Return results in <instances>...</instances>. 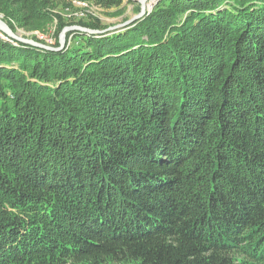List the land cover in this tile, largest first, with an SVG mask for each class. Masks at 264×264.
<instances>
[{"label":"trees","instance_id":"16d2710c","mask_svg":"<svg viewBox=\"0 0 264 264\" xmlns=\"http://www.w3.org/2000/svg\"><path fill=\"white\" fill-rule=\"evenodd\" d=\"M125 0H93L123 16ZM56 0H0L16 33ZM0 264H264V0H158L59 51L0 39Z\"/></svg>","mask_w":264,"mask_h":264},{"label":"rangeland","instance_id":"374dc122","mask_svg":"<svg viewBox=\"0 0 264 264\" xmlns=\"http://www.w3.org/2000/svg\"><path fill=\"white\" fill-rule=\"evenodd\" d=\"M56 1L58 4V8L56 9V12L62 17L64 16V18L66 19L87 20L92 17L101 20L105 24V26L107 25L110 27L120 26L125 21L133 18V16L138 15L140 12L139 10H141V2H142V0H125L123 4L125 10L124 15L117 16V15H112L114 11H116L115 9L107 12V10L103 9L102 7H98L97 5H95L93 0H56ZM157 2L158 0H149L147 2L148 7L152 5H156ZM82 3H85L86 5H82ZM67 9H73L74 12L67 11ZM87 11L90 12L89 17L87 18H81L78 15L75 16V14L79 12L87 13ZM56 24L57 21H55L53 26L48 28L47 32L45 33H42L40 31L26 32L21 29H18L16 34L19 37L28 38V39H32L33 36H35L37 37L38 40L44 41L48 45L50 44L54 45ZM0 39L4 41H11L1 31H0Z\"/></svg>","mask_w":264,"mask_h":264},{"label":"water","instance_id":"95a60500","mask_svg":"<svg viewBox=\"0 0 264 264\" xmlns=\"http://www.w3.org/2000/svg\"><path fill=\"white\" fill-rule=\"evenodd\" d=\"M149 0H142L141 2V10H139V14L136 16H133V18L125 21L122 25L120 26H115V27H110L109 29L105 30V31H94V30H90V29H86L83 27H77V26H73V27H67L65 28L61 35H60V46L58 48H52L51 46H47V45H43L41 43H37L32 39H28V38H22L19 37L16 33H14L9 26H7V24L3 21L2 17H0V31L6 35L10 40H14L17 42H21L24 43L26 45H31L34 47H38L41 49H47V50H62L65 46H66V37L67 34L70 32H80V33H88V34H95V35H100V34H105V33H116L118 31L121 30H125L128 29L129 27H131L132 25L136 24L137 22L143 20L147 15H149L152 11V9L154 8L155 5H152L150 7H148V2ZM97 19V18H95Z\"/></svg>","mask_w":264,"mask_h":264},{"label":"built area","instance_id":"2783aa9c","mask_svg":"<svg viewBox=\"0 0 264 264\" xmlns=\"http://www.w3.org/2000/svg\"><path fill=\"white\" fill-rule=\"evenodd\" d=\"M81 4V3H80ZM82 5H86L85 3H82ZM67 11H70V12H74V10L73 9H67ZM89 13L90 12H88L87 11V13L86 12H79V13H77V14H75V16H79V17H81V18H87V17H89Z\"/></svg>","mask_w":264,"mask_h":264}]
</instances>
